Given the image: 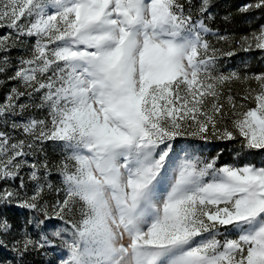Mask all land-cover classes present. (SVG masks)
<instances>
[{
  "label": "snow or ice",
  "instance_id": "snow-or-ice-1",
  "mask_svg": "<svg viewBox=\"0 0 264 264\" xmlns=\"http://www.w3.org/2000/svg\"><path fill=\"white\" fill-rule=\"evenodd\" d=\"M210 6L0 0V74L7 53L34 38L0 103V123L23 136L0 131V205L30 214L19 227L0 218V252L12 257L0 264L49 251L59 264H264V166L241 162L264 153V72L221 70L237 50L264 53V25L221 35L206 22ZM256 10L264 0L238 7ZM33 107L47 118L14 119ZM46 141L66 153L60 187L47 160H29ZM212 141L237 142L234 162L203 155Z\"/></svg>",
  "mask_w": 264,
  "mask_h": 264
},
{
  "label": "rangeland",
  "instance_id": "rangeland-1",
  "mask_svg": "<svg viewBox=\"0 0 264 264\" xmlns=\"http://www.w3.org/2000/svg\"><path fill=\"white\" fill-rule=\"evenodd\" d=\"M185 4L189 0H182ZM250 0H211V6L209 11L212 13V19L206 21L210 28L217 31L221 35L234 36L239 38L241 36L248 35L253 31H257L261 25H264V10H256L252 13L241 14L238 12V7L241 4L248 3ZM191 3L195 8H199L201 0H191ZM5 30H0V35L3 34ZM209 41L217 48L226 49L229 45L225 44L223 41H219L216 36H209ZM34 44V38L25 37L23 43L13 48L9 53V65L8 70L0 74V103H3L6 95L9 93L13 86H17V81H9L8 77L12 76L18 65V59L21 56H28L30 54L32 45ZM235 47V45H233ZM229 69H236L241 72V74L247 73L258 74L264 72V53L260 50H255L253 52L245 53L238 51L233 57H225L221 62V70L228 71ZM252 86L255 87V82H252ZM243 85L240 83H234L232 85L233 92H242ZM21 102H30L27 97H22ZM33 103H39V97H34ZM48 110L46 108H30L23 116H17L14 119L17 121L26 120L29 118H35L37 120L46 119ZM0 131L10 132L17 138H23L22 133L17 130L13 131L10 127L5 126L0 123ZM198 147L203 144V142H197ZM43 150L38 152L35 157H29V160H47L52 166L51 175L49 177L50 182L55 187H60V177L56 170V165L62 161L65 156V150L60 142L46 141L40 146ZM238 149L237 142H222V141H212L204 145L203 155L211 158L217 153H220L218 165L233 163L234 156ZM254 164L256 166H264V153L250 156L245 161ZM30 169L24 168L21 171V175L24 177L26 191L31 195L34 184L28 180V172ZM19 179H17L14 184L10 182V186L18 187ZM0 184V187H3ZM62 195V193H61ZM46 199L53 201L56 199L55 191L47 194ZM29 213L17 207L15 204L12 205H0V218L7 217V219L12 222L16 227L21 226L28 218ZM66 256V253H64ZM0 258L11 259V255L8 252H0ZM61 259V254L59 251H49L47 254L43 252H32L25 257V264H59Z\"/></svg>",
  "mask_w": 264,
  "mask_h": 264
}]
</instances>
